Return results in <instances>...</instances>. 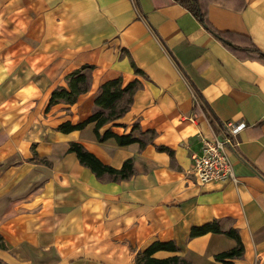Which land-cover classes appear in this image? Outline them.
<instances>
[{
  "label": "crops",
  "instance_id": "0c3cea01",
  "mask_svg": "<svg viewBox=\"0 0 264 264\" xmlns=\"http://www.w3.org/2000/svg\"><path fill=\"white\" fill-rule=\"evenodd\" d=\"M197 2L225 37L177 0H0V258L136 264L160 240L179 252L154 257L226 264L214 255L234 248V238L190 237L193 226L218 219L244 242L235 264H264V0ZM83 65L93 66L89 90L48 109L52 92ZM119 77L142 86L102 131L125 134L139 122L155 132L144 147L100 142L94 123L59 130L87 119L101 85ZM228 121L247 124L229 152L238 180L199 185L188 172L192 157ZM73 141L116 168L132 158L135 173L97 177L69 151Z\"/></svg>",
  "mask_w": 264,
  "mask_h": 264
},
{
  "label": "trees",
  "instance_id": "16d2710c",
  "mask_svg": "<svg viewBox=\"0 0 264 264\" xmlns=\"http://www.w3.org/2000/svg\"><path fill=\"white\" fill-rule=\"evenodd\" d=\"M177 1L186 8H189L191 11H193L199 18H201L203 23L207 24L210 29L225 37V32L218 31L211 24V22L208 20L207 14L198 4L197 0ZM234 48L238 49V47ZM259 54L261 58H264V53L259 51ZM132 64L137 73L145 75L144 71L134 62ZM92 69V65H83L81 68L76 69L67 75V86H59L52 92L48 109L51 106L61 102L67 104L76 103L79 96L83 93H86L90 88L89 72ZM141 86L142 83L139 79H135L124 85L122 77L104 82L95 97V110L93 113L87 119L76 124H73L70 121L64 122L58 127L59 130L67 133L73 130L83 129L89 123H94V132L100 142H104L110 138H115L120 145L139 142L141 146L144 147L147 144V140L143 136H147L149 139H152L155 135V132L152 130H148L146 132L142 131L139 122H136L133 125L131 132L125 134H118L113 131L111 127L102 131V128L107 124H116V120L122 117L129 110L130 105L133 102L134 94ZM195 99L197 103L205 106V102L199 93H195ZM136 132H138L139 135H137ZM158 148L161 150L171 151L165 146H159ZM69 151L74 152L81 164L89 167L99 178L109 175L111 179L118 181L128 179L135 173L132 158H128L122 167L116 168L101 161L93 152L89 151L83 144L79 142H71ZM209 232L224 233L237 241V245L234 248L214 255V259L216 261L224 262L226 264H235L234 260L244 255L245 245L239 231L234 227L224 230L221 227L220 220L218 219L201 226H193L190 231V237L201 236ZM0 248H7L4 238L1 234ZM160 250L179 252V247L174 241H153L146 248L140 250L137 253L135 260L136 264H194L191 260L178 253L167 258L154 257V254ZM0 264L9 263L0 258Z\"/></svg>",
  "mask_w": 264,
  "mask_h": 264
},
{
  "label": "built area",
  "instance_id": "2783aa9c",
  "mask_svg": "<svg viewBox=\"0 0 264 264\" xmlns=\"http://www.w3.org/2000/svg\"><path fill=\"white\" fill-rule=\"evenodd\" d=\"M246 126L245 121H228L223 125L221 137H204L201 151L193 155L188 171L199 185L227 180L237 182L229 152L239 147V134Z\"/></svg>",
  "mask_w": 264,
  "mask_h": 264
},
{
  "label": "rangeland",
  "instance_id": "374dc122",
  "mask_svg": "<svg viewBox=\"0 0 264 264\" xmlns=\"http://www.w3.org/2000/svg\"><path fill=\"white\" fill-rule=\"evenodd\" d=\"M37 159H39V157ZM40 161H43V159H41Z\"/></svg>",
  "mask_w": 264,
  "mask_h": 264
}]
</instances>
